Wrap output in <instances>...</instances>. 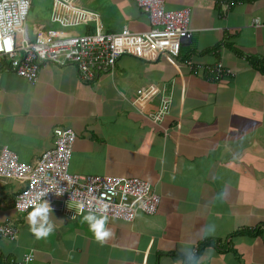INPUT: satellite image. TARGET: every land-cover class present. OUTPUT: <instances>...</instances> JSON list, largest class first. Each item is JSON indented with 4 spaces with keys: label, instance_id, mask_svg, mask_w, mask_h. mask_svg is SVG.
<instances>
[{
    "label": "crops",
    "instance_id": "1",
    "mask_svg": "<svg viewBox=\"0 0 264 264\" xmlns=\"http://www.w3.org/2000/svg\"><path fill=\"white\" fill-rule=\"evenodd\" d=\"M233 1H165L167 9L190 11L192 34L180 46L178 68L163 57L123 55L112 75L91 83L70 63L42 64L34 83L0 70V149L33 163L54 145L55 127H72L70 171L138 176L161 196L154 214L108 217L103 240L82 221L86 212L58 198L50 206L54 230L38 237L29 219L34 208L13 207L24 182L0 178V223L18 228L15 240L0 239V264L28 252V264H264V0ZM225 2L231 7L223 13ZM77 3L99 14L105 32L149 28L134 1ZM93 25L64 30L87 33ZM188 58L220 62L230 73L217 81L190 71ZM150 83L165 86L169 100L158 123L131 105L136 89Z\"/></svg>",
    "mask_w": 264,
    "mask_h": 264
},
{
    "label": "built area",
    "instance_id": "2",
    "mask_svg": "<svg viewBox=\"0 0 264 264\" xmlns=\"http://www.w3.org/2000/svg\"><path fill=\"white\" fill-rule=\"evenodd\" d=\"M146 14L149 28L132 31L123 27L117 32H105L99 14L86 9L77 0H52L49 20L62 27H76L93 23V31L70 33L64 29L44 27L35 20L30 33L27 17L33 0H0V70H11L34 83L40 66L73 64L78 78L90 83L101 74L112 75L117 60L131 55L147 62L163 57L178 68L180 46L191 35L189 8L167 9L166 0H133ZM222 7H227L225 2ZM191 71L203 69L206 76L219 81L228 70L221 63L214 67L183 60ZM164 86L150 83L137 88L131 105L159 122L167 113L168 96ZM149 105L153 110L146 111ZM54 145L43 151L33 163L22 161L7 146L0 149V178L20 180L23 187L15 194L13 207L18 212L34 208L38 197L52 201L62 199L73 202L79 211L98 209L101 202L108 205L107 215L124 221H133L138 213L154 214L161 196L152 184L138 176L95 175L69 170L76 132L72 127H55ZM85 208L81 210L79 203ZM99 214V213H97ZM18 228L11 222L0 223V239L15 240ZM32 252L24 253L20 260L10 259L8 264H28Z\"/></svg>",
    "mask_w": 264,
    "mask_h": 264
},
{
    "label": "clouds",
    "instance_id": "3",
    "mask_svg": "<svg viewBox=\"0 0 264 264\" xmlns=\"http://www.w3.org/2000/svg\"><path fill=\"white\" fill-rule=\"evenodd\" d=\"M133 1V0H131ZM135 2V1H134ZM236 1L234 0L231 5H233ZM227 3V7H223V13L226 12L230 7V3ZM137 4V3H136ZM32 7V6H31ZM139 7V6H138ZM140 8V7H139ZM31 10V9H30ZM142 11V9L140 8ZM96 12V11H95ZM144 13V11H142ZM146 15V14H145ZM252 24H260V20L257 18H254L252 21ZM189 27H190V19H189ZM191 28V27H190ZM191 34H192V28H191ZM191 37V35H190ZM187 38V39H190ZM184 39V40H187ZM183 40V41H184ZM182 41V42H183ZM182 44V43H181ZM180 53V52H179ZM117 63V62H116ZM220 63V62H217ZM216 63V64H217ZM68 64V63H67ZM215 64V65H216ZM179 66V64H178ZM222 66V64H221ZM222 68L228 70V73L224 74L222 78H224L226 75L230 73V69H227L222 66ZM115 71V70H114ZM191 71V70H190ZM221 78V79H222ZM80 80V79H79ZM81 81V80H80ZM91 83V82H90ZM139 88V87H138ZM165 88V86H164ZM137 90V89H136ZM166 92V88H165ZM166 116V115H165ZM150 118V117H149ZM151 119V118H150ZM152 120V119H151ZM153 121V120H152ZM155 122V121H154ZM158 123V122H157ZM77 136V134H76ZM49 189H55V187H51ZM48 189V190H49ZM47 190V191H48ZM44 191L43 193L47 192ZM57 192V191H56ZM38 197V203L34 207V209L30 212L29 214V219H30V226L31 230L38 236V237H44L49 235L53 230H54V224L49 222V216L51 215V208L48 203V201L42 199V195ZM60 192H57L59 194ZM79 208L83 210L85 208V205L83 202L79 203ZM107 210H108V205L104 202H101L100 207L98 209H89L82 217V221L87 224V227L89 231L95 236L96 239L98 240H103L105 237L110 235V229L106 227V222L108 220V215H107ZM99 213V214H97ZM214 231V228L212 229V232Z\"/></svg>",
    "mask_w": 264,
    "mask_h": 264
},
{
    "label": "rangeland",
    "instance_id": "4",
    "mask_svg": "<svg viewBox=\"0 0 264 264\" xmlns=\"http://www.w3.org/2000/svg\"><path fill=\"white\" fill-rule=\"evenodd\" d=\"M39 1L43 2L44 5H45V8L41 9V11H40V8H39L40 4H38ZM51 5H52V0H33L32 9L30 10V12L28 14V17H27V24L29 26L30 33H33L32 30H33L34 20H44L46 18V16H42V15H39V14L46 13V15H47L48 14V9L51 11ZM50 11H49V14H50ZM37 16L38 17H43V18L39 19ZM44 26H46L48 28H52V29H65V27H62L57 22H52L49 19L48 20L46 19V21H44ZM66 30H75V29H66Z\"/></svg>",
    "mask_w": 264,
    "mask_h": 264
},
{
    "label": "trees",
    "instance_id": "5",
    "mask_svg": "<svg viewBox=\"0 0 264 264\" xmlns=\"http://www.w3.org/2000/svg\"><path fill=\"white\" fill-rule=\"evenodd\" d=\"M31 9H32V7H31ZM259 68H260V70L264 71V59L263 58L261 61H259Z\"/></svg>",
    "mask_w": 264,
    "mask_h": 264
},
{
    "label": "bare ground",
    "instance_id": "6",
    "mask_svg": "<svg viewBox=\"0 0 264 264\" xmlns=\"http://www.w3.org/2000/svg\"><path fill=\"white\" fill-rule=\"evenodd\" d=\"M38 157H39V156H38ZM38 157H37V158H38Z\"/></svg>",
    "mask_w": 264,
    "mask_h": 264
}]
</instances>
